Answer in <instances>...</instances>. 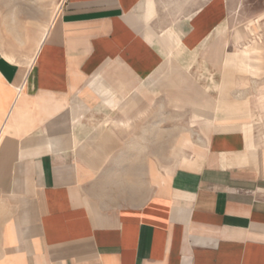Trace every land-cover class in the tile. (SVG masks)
Wrapping results in <instances>:
<instances>
[{
  "label": "crops",
  "instance_id": "0c3cea01",
  "mask_svg": "<svg viewBox=\"0 0 264 264\" xmlns=\"http://www.w3.org/2000/svg\"><path fill=\"white\" fill-rule=\"evenodd\" d=\"M57 1L26 60L0 28V264H264V144L221 85L244 0Z\"/></svg>",
  "mask_w": 264,
  "mask_h": 264
},
{
  "label": "rangeland",
  "instance_id": "374dc122",
  "mask_svg": "<svg viewBox=\"0 0 264 264\" xmlns=\"http://www.w3.org/2000/svg\"><path fill=\"white\" fill-rule=\"evenodd\" d=\"M29 1L0 0L1 21L14 17L21 20L22 24L16 27L6 25L0 28L7 36L3 38L5 47H15L22 60H26L25 56L35 48L44 27L57 17L62 5L57 0L50 3L34 0L37 4L32 8ZM15 30L19 41L13 39ZM228 35L231 42L221 83L228 87L223 98L229 102L232 116L248 123L249 129L252 128L264 144V9L258 0H244L240 10H234ZM254 45L258 50L252 49ZM219 79L221 81V75Z\"/></svg>",
  "mask_w": 264,
  "mask_h": 264
},
{
  "label": "bare ground",
  "instance_id": "6f19581e",
  "mask_svg": "<svg viewBox=\"0 0 264 264\" xmlns=\"http://www.w3.org/2000/svg\"><path fill=\"white\" fill-rule=\"evenodd\" d=\"M55 18V17H54ZM50 26L51 25H47V26H45L44 27V29H43V31H42V37H41V40H40V42H39V44H38V51H39V49H40V47H41V45H42V42H43V40H44V38H45V36H46V34L49 32V28H50ZM252 47V46H251ZM252 49L255 51V50H258V46L257 45H254L253 47H252ZM246 52V51H245ZM251 52H253V51H251ZM34 60H35V56L34 57H32L31 59H30V61H29V66H31L32 64H33V62H34ZM31 68V67H30ZM32 69V68H31ZM30 71V70H29ZM29 71H28V73H29ZM27 74V73H26ZM25 78V77H24ZM18 93H20V92H18Z\"/></svg>",
  "mask_w": 264,
  "mask_h": 264
},
{
  "label": "built area",
  "instance_id": "2783aa9c",
  "mask_svg": "<svg viewBox=\"0 0 264 264\" xmlns=\"http://www.w3.org/2000/svg\"><path fill=\"white\" fill-rule=\"evenodd\" d=\"M61 7H62V5H61ZM61 7H60V9H59V11H58V12H60V11H61Z\"/></svg>",
  "mask_w": 264,
  "mask_h": 264
}]
</instances>
